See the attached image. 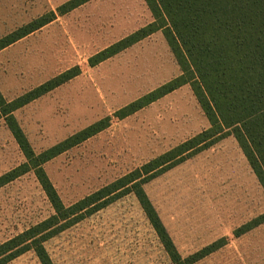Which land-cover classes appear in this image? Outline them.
<instances>
[{"label": "rangeland", "instance_id": "374dc122", "mask_svg": "<svg viewBox=\"0 0 264 264\" xmlns=\"http://www.w3.org/2000/svg\"><path fill=\"white\" fill-rule=\"evenodd\" d=\"M46 3L0 0V34L39 17ZM145 8L141 17L144 25L152 22ZM62 61L63 65L51 67L53 71H47L43 78H50L75 59ZM31 66L21 61L13 73L32 75ZM139 85L141 93L145 92V84L139 81ZM65 91L70 92V88ZM100 99L95 97L94 109H73L63 96L54 94L41 101V109L15 113L36 153L99 120L110 119L106 130L42 166L66 207L209 128L188 85L168 102L123 120L116 119L114 112L131 98L111 99L110 109H102ZM24 162L0 120V176ZM143 189L182 257L226 238L223 249L197 264H264V225L239 239L232 236L236 228L264 213V194L232 137L155 178ZM51 215L53 210L33 172L21 176L0 188V244ZM44 247L53 264H170L132 193L62 232ZM9 264L39 263L28 252Z\"/></svg>", "mask_w": 264, "mask_h": 264}, {"label": "trees", "instance_id": "16d2710c", "mask_svg": "<svg viewBox=\"0 0 264 264\" xmlns=\"http://www.w3.org/2000/svg\"><path fill=\"white\" fill-rule=\"evenodd\" d=\"M90 0H70L0 39V51ZM152 22L88 60L94 67L150 35L161 32L180 75L114 114L123 120L188 85L209 128L182 142L87 197L65 206L42 166L109 127L102 119L57 145L35 154L12 113L80 74L70 69L12 102L0 94V120L25 162L0 176V188L33 172L53 215L0 244V264L32 252L39 264H53L44 244L85 218L132 193L170 264H197L223 249L220 238L182 257L143 186L169 170L232 137L264 194V0H143ZM264 225V213L236 228L239 239Z\"/></svg>", "mask_w": 264, "mask_h": 264}, {"label": "crops", "instance_id": "0c3cea01", "mask_svg": "<svg viewBox=\"0 0 264 264\" xmlns=\"http://www.w3.org/2000/svg\"><path fill=\"white\" fill-rule=\"evenodd\" d=\"M68 1L70 0H47L46 10L42 11L39 17L50 12L56 13V10ZM144 7L146 5L143 0H90L64 15L55 14L52 22L0 51L2 98L7 103L12 102L73 68L79 69L78 76L19 110L41 109V101L54 94L63 96L73 109H94L95 97L102 98V109H110L111 99L131 98L123 105L126 107L172 81L180 75V70L164 37L158 32L92 68L88 66V60L92 56L150 24L148 22L144 25L141 20ZM39 17L31 19L28 23ZM20 27L0 34V39ZM73 58L74 63L66 62V66L55 75L43 78L47 77V71H53L51 67L61 66L65 63L62 60ZM21 61L24 65L34 66L32 75L14 74L16 69L19 70ZM139 81L145 84V92L141 93L140 85L137 86ZM152 82L155 83L150 87ZM65 88H70V92L65 91ZM184 88L185 86L165 95L141 110L153 109L159 102H168L171 96ZM124 107L119 106L116 109L119 111ZM19 110L12 113L16 122L15 113ZM17 124L19 125L18 122ZM60 142L38 153L31 148L35 154H39Z\"/></svg>", "mask_w": 264, "mask_h": 264}]
</instances>
